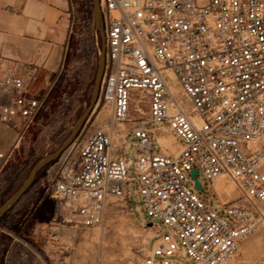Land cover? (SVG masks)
I'll return each instance as SVG.
<instances>
[{
	"label": "built area",
	"instance_id": "1",
	"mask_svg": "<svg viewBox=\"0 0 264 264\" xmlns=\"http://www.w3.org/2000/svg\"><path fill=\"white\" fill-rule=\"evenodd\" d=\"M60 1L72 15L83 0ZM98 5L105 44L99 99L109 108L110 127L94 130L51 181L47 195L58 225L97 229L111 199L128 202L133 194L140 220L156 231L136 264H227L258 229V206L264 203V0ZM39 73L34 65L0 58V125L15 132L8 150L0 152V184L52 89L51 78L35 88ZM136 93L146 100L148 114L129 120ZM130 122L137 125L114 131ZM151 126L174 133L176 155L153 149L158 144ZM114 133H120V147ZM130 138L136 141L134 177L123 155ZM193 170L201 192L215 197L223 216L199 199ZM218 180L232 184L236 201L219 202L213 189ZM158 224L168 234L161 236Z\"/></svg>",
	"mask_w": 264,
	"mask_h": 264
},
{
	"label": "rangeland",
	"instance_id": "2",
	"mask_svg": "<svg viewBox=\"0 0 264 264\" xmlns=\"http://www.w3.org/2000/svg\"><path fill=\"white\" fill-rule=\"evenodd\" d=\"M71 21L72 32L68 34L63 67L52 76L53 86L46 104L8 165L0 184V206L21 186L36 162L61 147L90 105L98 57L103 47L101 35L94 25L91 0H83L74 7ZM100 27L104 41L102 22ZM99 90L92 109L70 144L53 163L38 173L28 193L0 220V264H59L61 261L64 264H136L148 254L152 244L150 239L156 231L140 220L142 208L133 194L128 202L111 199L103 224L90 230L59 226L55 204L47 195L61 164L76 159L78 148L94 130L110 127V111L99 99ZM147 114L146 100L136 93L131 100L129 120L145 119ZM136 125L131 122L117 125L114 131L127 132ZM119 135L114 133L116 147L121 145ZM14 136L13 130L0 126V152L8 150ZM135 146V139L130 138L123 150L133 177ZM153 149L158 150L154 143ZM11 188L15 189L9 193ZM217 188L225 189L224 194L217 192ZM213 189L220 203L233 202L239 197L228 181L219 182ZM197 195L202 203L223 216L212 194L204 190ZM258 209L262 215L258 229L242 241L238 253L227 264H264V203ZM156 227L161 236L168 234L164 225Z\"/></svg>",
	"mask_w": 264,
	"mask_h": 264
},
{
	"label": "crops",
	"instance_id": "3",
	"mask_svg": "<svg viewBox=\"0 0 264 264\" xmlns=\"http://www.w3.org/2000/svg\"><path fill=\"white\" fill-rule=\"evenodd\" d=\"M69 25L64 1L0 0V58L36 66L40 73L35 88L44 87L63 67ZM149 132L163 153H178L180 143L169 128L151 126Z\"/></svg>",
	"mask_w": 264,
	"mask_h": 264
},
{
	"label": "water",
	"instance_id": "4",
	"mask_svg": "<svg viewBox=\"0 0 264 264\" xmlns=\"http://www.w3.org/2000/svg\"><path fill=\"white\" fill-rule=\"evenodd\" d=\"M92 6H93V20H94V25L96 29L99 31L101 35V39L103 42V47L102 51L98 57V64H97V71L95 74V79H94V86H93V91L90 99V105L88 109L85 111L84 115L79 119V121L75 124L70 136L63 142L61 147L53 154L44 157L43 159L39 160L36 162L32 168L29 170L28 175L24 182L21 184V186L14 192L12 196H10L1 206H0V218L3 217L8 211H10L16 203L20 200V198L25 194V192L29 189L31 186L33 180L35 179L36 175L38 172H40L43 168H45L47 165L53 163L59 156V154L70 144L74 136L76 135L77 131L79 130L80 126L84 122L87 114L90 112L92 109L97 96H98V90H99V85L102 79V74H103V68H104V51H105V44L103 41V36H102V30H101V17H100V11H99V5H98V0H91ZM197 175L198 171L193 170L190 173V178L194 182V190L201 192V185L197 181ZM147 227H152V224L149 223L147 224Z\"/></svg>",
	"mask_w": 264,
	"mask_h": 264
},
{
	"label": "trees",
	"instance_id": "5",
	"mask_svg": "<svg viewBox=\"0 0 264 264\" xmlns=\"http://www.w3.org/2000/svg\"><path fill=\"white\" fill-rule=\"evenodd\" d=\"M49 165H50V164H49ZM47 166H48V165H47ZM47 166H46V167H47ZM43 169H44V168H43ZM43 169H42V170H43ZM42 170H41V171H42ZM38 173H39V172H38ZM38 173H37V175H38ZM37 175H36V176H37ZM35 178H36V177H35ZM14 179H15V178H14ZM14 179L10 180V181H9V184L12 185V182H14ZM34 180H35V179H34ZM34 180H33V182H34ZM33 182H32V184H31V186L29 187V189L25 192V194L20 198V200H21V199H22V198L28 193V191L30 190V188H31L32 185H33ZM14 189H15V188H13V189H12V188H11V189H8L9 193L12 192ZM20 200H19V201H20ZM19 201L16 203V205L19 203ZM52 202H53V201H52ZM16 205H15V206H16ZM15 206H14V207H15ZM14 207H13V208H14ZM13 208H12L11 210H13ZM11 210H10V211H11ZM10 211H8L5 215H7ZM5 215H3V217H4ZM3 217H1L0 220H1Z\"/></svg>",
	"mask_w": 264,
	"mask_h": 264
},
{
	"label": "bare ground",
	"instance_id": "6",
	"mask_svg": "<svg viewBox=\"0 0 264 264\" xmlns=\"http://www.w3.org/2000/svg\"><path fill=\"white\" fill-rule=\"evenodd\" d=\"M137 94H139L140 95V97L142 96V94H140V93H137ZM165 144V143H164ZM162 145V144H161ZM163 146V145H162ZM222 181H224V180H218L215 184H214V187L216 186V184H218L219 182H222ZM225 182V181H224ZM213 187V188H214ZM217 190V192H219L220 190L217 188L216 189ZM215 191V190H214ZM222 191H224L225 192V189H222Z\"/></svg>",
	"mask_w": 264,
	"mask_h": 264
}]
</instances>
